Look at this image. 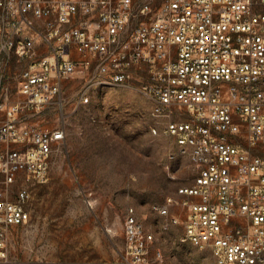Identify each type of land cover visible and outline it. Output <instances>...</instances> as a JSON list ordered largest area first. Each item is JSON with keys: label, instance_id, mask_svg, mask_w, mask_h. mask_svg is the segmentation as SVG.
<instances>
[{"label": "built area", "instance_id": "built-area-1", "mask_svg": "<svg viewBox=\"0 0 264 264\" xmlns=\"http://www.w3.org/2000/svg\"><path fill=\"white\" fill-rule=\"evenodd\" d=\"M68 82L81 106L116 87L152 105L193 175L151 207L164 229L218 264H264V0H0L1 261L65 148ZM123 235L117 262L76 264H165L135 208Z\"/></svg>", "mask_w": 264, "mask_h": 264}, {"label": "rangeland", "instance_id": "rangeland-1", "mask_svg": "<svg viewBox=\"0 0 264 264\" xmlns=\"http://www.w3.org/2000/svg\"><path fill=\"white\" fill-rule=\"evenodd\" d=\"M79 87L64 85L65 148L53 161L49 181L29 188L31 220L14 232L9 257L0 264L115 263L125 246L129 208L155 233L165 264H218L209 249L181 241L182 225L164 229L151 211L193 175L174 140L154 134L163 124L151 116L149 101L116 87L94 93L91 103L81 106ZM60 116L52 109L35 121L53 128Z\"/></svg>", "mask_w": 264, "mask_h": 264}, {"label": "crops", "instance_id": "crops-1", "mask_svg": "<svg viewBox=\"0 0 264 264\" xmlns=\"http://www.w3.org/2000/svg\"><path fill=\"white\" fill-rule=\"evenodd\" d=\"M1 119H3V116H2V115H0V120H1Z\"/></svg>", "mask_w": 264, "mask_h": 264}]
</instances>
